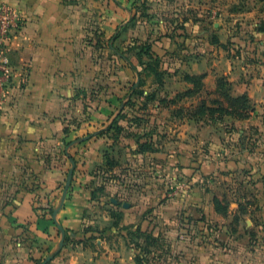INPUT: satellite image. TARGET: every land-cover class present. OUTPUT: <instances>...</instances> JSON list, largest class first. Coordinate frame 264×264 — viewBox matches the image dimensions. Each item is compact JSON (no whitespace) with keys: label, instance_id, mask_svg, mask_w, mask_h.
Segmentation results:
<instances>
[{"label":"crops","instance_id":"0c3cea01","mask_svg":"<svg viewBox=\"0 0 264 264\" xmlns=\"http://www.w3.org/2000/svg\"><path fill=\"white\" fill-rule=\"evenodd\" d=\"M198 1L0 0L20 17L7 51L12 76L0 93V264H136L122 229L136 221L134 201L145 206L159 181L160 211L172 217L167 204L174 203V215L198 204L200 174H216L224 162L244 166L248 153L256 157L253 165L259 161L264 0H227L223 11L239 22L224 37L194 16ZM167 2L174 7L165 14L170 18L147 23L134 17L138 6L152 13ZM214 37L225 46L213 44ZM139 43L150 45L163 74L160 86L143 72V93L156 91L145 109L141 98L126 104L141 79L139 49L129 48ZM185 73L204 74L208 91L224 76L233 95L250 97L253 112L217 122L174 116V106L159 98L189 88ZM114 120L122 129L116 137L97 135ZM150 136L154 150L139 151L137 142ZM98 185L103 191L92 199ZM106 208L122 212L119 227Z\"/></svg>","mask_w":264,"mask_h":264},{"label":"rangeland","instance_id":"374dc122","mask_svg":"<svg viewBox=\"0 0 264 264\" xmlns=\"http://www.w3.org/2000/svg\"><path fill=\"white\" fill-rule=\"evenodd\" d=\"M228 4L227 0H199L192 10L196 18L208 20L209 31H219V35L224 37L228 29L236 31L239 22L238 15L228 16L223 11L222 8L227 10ZM238 6L235 5V9ZM173 8L171 2H167L151 13L138 6L134 17L150 23L154 18H170L165 14ZM213 22L218 25L213 26ZM166 93L169 97L174 95ZM195 98H187L186 101ZM245 156L247 163L244 166L234 168L231 163L228 167V163L224 162L220 172L200 174L199 202L192 209L184 206L180 214L177 212L174 215V203H170L166 206L172 217L164 218L162 215L160 209L165 206L164 198L155 196L159 181L156 188L152 186L149 189L151 193L147 192L145 206L139 200L134 201L133 213L137 214V218L128 226L137 225L141 231L151 234L146 238L136 232L131 237L136 253L140 255L139 263L264 264V154L255 165L250 161L256 158L254 155L248 153ZM228 157L232 158L229 153ZM134 173L132 175L136 176ZM213 195L227 206L226 213L214 210ZM92 210L93 214H97L96 207ZM121 221L122 215L119 225Z\"/></svg>","mask_w":264,"mask_h":264},{"label":"trees","instance_id":"16d2710c","mask_svg":"<svg viewBox=\"0 0 264 264\" xmlns=\"http://www.w3.org/2000/svg\"><path fill=\"white\" fill-rule=\"evenodd\" d=\"M211 42L216 45H224L219 42V40L214 37L212 38ZM131 49H139L136 51V57L139 62L140 70L139 75L141 77L140 82L136 88L131 93V98H129L126 102V104L130 106H134L135 103L140 100V109H145L148 102L152 101L156 97V91L148 92L146 94L143 93V90L140 88L142 82H143V72L148 71L147 74L152 75L154 78V81L158 83L160 86L163 84V74L159 70V59L154 56L150 51V45L146 43H139L134 44L133 47H129ZM141 53H144L147 57V60L143 61ZM183 79L190 84V87L183 90L176 92L172 97H162L159 98V102L166 107L174 106L172 110V114L174 116H187L190 119H193L195 121H199L202 119H208L211 122H217L222 121L224 116H230L238 120L246 119L250 116V114L253 112L254 106L252 103V100L250 97L246 94H240V95H233L231 93V85L230 82L224 77V76H218L215 80V88L212 91H208L204 87V74H197V75H191L185 73L183 75ZM133 84L131 83L129 86V90L132 88ZM204 93V94H203ZM203 94V96H202ZM197 98V101L195 103H191L187 106L185 104H181L182 102L186 101L187 98ZM195 98V99H196ZM120 116H123V114H119ZM137 120L141 119L140 117L136 118ZM121 127L116 124V121H112L105 130L100 131L97 135H106L108 136V133H111L112 136L116 137L115 133H120ZM64 134L68 133V127L65 126L63 128ZM151 134V133H150ZM110 135V136H111ZM151 137V136H150ZM140 138V136H139ZM139 151H146L154 150V142L152 140V137L150 140H147L145 142H137ZM69 144V142H66L65 145ZM71 155V154H70ZM72 156V155H71ZM73 158V156H72ZM106 162L109 167L114 165V162L111 160L109 155L106 156ZM103 191V186L98 185L94 190H92V199L98 198L99 194ZM213 204H214V210L216 212H220L222 214L227 212V206L225 204H222V202L219 200L217 196H213L212 198ZM108 216L111 219V225L113 227H119V220L121 219V213L120 211L116 209L109 208L107 211ZM234 219H237L234 216ZM132 227V228H131ZM122 229H125L127 232V241L129 245H132V247L135 249V256L134 260L136 264H141L140 261V255L136 253L137 248L134 246L133 241L131 240V237L135 235L136 232H139L140 234L145 235L146 238L151 236L149 233H145L141 231L140 228H138L137 225H131L130 227L124 226ZM131 229V231L129 230ZM65 240H67V237H65Z\"/></svg>","mask_w":264,"mask_h":264},{"label":"built area","instance_id":"2783aa9c","mask_svg":"<svg viewBox=\"0 0 264 264\" xmlns=\"http://www.w3.org/2000/svg\"><path fill=\"white\" fill-rule=\"evenodd\" d=\"M19 15L16 8L4 3L0 6V93H5L4 84L9 82L12 76V66L10 64L7 51L12 32L18 27ZM24 76L21 77V81ZM2 101L0 99V105Z\"/></svg>","mask_w":264,"mask_h":264},{"label":"water","instance_id":"95a60500","mask_svg":"<svg viewBox=\"0 0 264 264\" xmlns=\"http://www.w3.org/2000/svg\"><path fill=\"white\" fill-rule=\"evenodd\" d=\"M72 171H73V169L71 168L69 171H68V180H67V185H69V182H70V178H71V176H72Z\"/></svg>","mask_w":264,"mask_h":264}]
</instances>
